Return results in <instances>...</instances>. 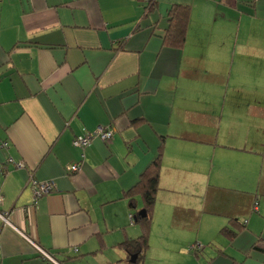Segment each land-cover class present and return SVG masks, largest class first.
<instances>
[{"label": "crops", "instance_id": "obj_1", "mask_svg": "<svg viewBox=\"0 0 264 264\" xmlns=\"http://www.w3.org/2000/svg\"><path fill=\"white\" fill-rule=\"evenodd\" d=\"M262 85L264 0H0V264H127L126 192L160 146L142 264H264ZM98 128L109 142L72 145ZM32 179L54 189L35 199Z\"/></svg>", "mask_w": 264, "mask_h": 264}, {"label": "trees", "instance_id": "obj_2", "mask_svg": "<svg viewBox=\"0 0 264 264\" xmlns=\"http://www.w3.org/2000/svg\"><path fill=\"white\" fill-rule=\"evenodd\" d=\"M188 16L189 7L180 5H172L170 7L168 11L169 24L163 38V44L165 46L179 48L184 44ZM261 153L264 155V149H262ZM161 157L162 148L160 146L156 157L143 173H141L136 184L126 192V196L130 200L132 206L134 202L133 196L140 194L143 202V210L145 212L144 216L139 215L137 211L131 215L132 221L138 224L140 228L139 235L134 239L126 240L121 243L122 248L127 251L129 256H135L134 259H129L127 264H142L144 254L148 248L152 210L158 190ZM222 232L226 235L233 236V234L228 231L227 227L223 228Z\"/></svg>", "mask_w": 264, "mask_h": 264}, {"label": "built area", "instance_id": "obj_3", "mask_svg": "<svg viewBox=\"0 0 264 264\" xmlns=\"http://www.w3.org/2000/svg\"><path fill=\"white\" fill-rule=\"evenodd\" d=\"M111 137H112V129L111 128H104V129L98 128L96 131H94L92 133H88V134H84V135H78V136L74 137L72 139V145L76 148L84 149L91 144V142L94 138H99L104 142H109ZM2 145H3V147H5L7 145V143L4 142ZM8 162H12L15 164V166H18V167L23 166L22 162L15 163L12 160V158H8L6 160V163H8ZM1 167H2V165L0 164V168ZM79 169H80V166L78 164H74L68 168V171H70L71 173H74V172L79 171ZM32 184L34 185L33 186V194H34L35 199L40 197L41 195H44L46 193L51 192L54 189V183L51 180L37 181L36 179H32ZM252 210L254 212H258V200L257 199L253 203ZM0 219L3 223L10 225L8 222L7 212H0ZM192 248L193 249H200L201 246L194 244L192 246ZM43 256L45 258H50L46 253H43Z\"/></svg>", "mask_w": 264, "mask_h": 264}, {"label": "rangeland", "instance_id": "obj_4", "mask_svg": "<svg viewBox=\"0 0 264 264\" xmlns=\"http://www.w3.org/2000/svg\"><path fill=\"white\" fill-rule=\"evenodd\" d=\"M262 86H264V85H262ZM247 92V91H246ZM230 93H232V86H231V88H230ZM260 102L261 103H264V90H262V95H261V97H260ZM260 163H261V161L260 160H258L256 163H255V166H260ZM258 167H255V169H254V172L255 173H259L260 171L258 170ZM257 181H259V177L258 176H256V180H255V182L253 183V185H254V187L256 188L257 187ZM252 186V185H251ZM199 244H201V243H199ZM190 246V245H189ZM201 246H202V244H201ZM204 246V245H203ZM202 246V247H203ZM155 247H153L152 248V246H150V249H154ZM190 248L191 249H193L191 246H190ZM205 249L206 248H202L201 250L199 249V251L197 250V252L196 251H194V250H192V251H190L191 253H192V255L193 254H196V255H198V257L199 256H201L204 252H205ZM157 251L155 250L154 251V253H156ZM153 253V254H154ZM201 253V254H200ZM146 261H145V264H156V261H155V259H154V257L148 252V254H147V256H146ZM165 259L167 260V258L165 257ZM184 263V260H180V259H175V258H173V257H171V259L168 261H162L161 262V264H183Z\"/></svg>", "mask_w": 264, "mask_h": 264}, {"label": "water", "instance_id": "obj_5", "mask_svg": "<svg viewBox=\"0 0 264 264\" xmlns=\"http://www.w3.org/2000/svg\"><path fill=\"white\" fill-rule=\"evenodd\" d=\"M138 214L144 216L145 215V212H144V210H140L138 212ZM134 258H135V256L131 257V260L134 259Z\"/></svg>", "mask_w": 264, "mask_h": 264}]
</instances>
